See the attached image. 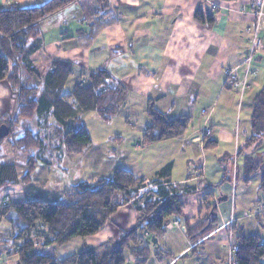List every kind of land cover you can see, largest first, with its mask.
<instances>
[{
  "label": "crops",
  "instance_id": "crops-1",
  "mask_svg": "<svg viewBox=\"0 0 264 264\" xmlns=\"http://www.w3.org/2000/svg\"><path fill=\"white\" fill-rule=\"evenodd\" d=\"M44 1L0 0V9L36 6ZM105 1L107 6L102 4L103 0H80L40 21V34L34 42L37 47L24 57L25 65L39 72L40 78H31L25 72L23 81L28 85L39 81L42 93L46 87L42 82L51 71V62L64 60L73 67L61 96H70L87 73L106 70L110 74L108 85L120 84L125 88L124 103L109 121L101 120L95 111L78 109L60 119L53 107L47 105H42L31 120H22L9 142L12 158L0 159L1 163L13 164L17 175L14 183L0 187V206L39 199L66 202L74 186L83 182L91 184L111 177L117 170H125L148 182L157 180L198 188L196 193L181 197L182 215L170 218L158 239V246L168 255L152 254L146 264H186L184 259L188 255L191 257L188 264H227L230 224L235 236L240 231L246 235L258 234L264 244V227L258 224L259 217L264 218V193L260 189L264 140L247 144L252 135L253 99L264 88L259 89L258 84L264 71V52L256 55L250 64L256 72L254 77H247L252 87L242 98L239 93L246 63L238 54L247 48L255 27L251 0ZM99 4L98 14L88 18L87 13L95 12ZM198 11L203 14L201 21L195 18ZM206 16L211 23L206 21ZM101 23L105 24L91 35L92 29ZM261 34L264 36V28ZM231 68H236L239 78L235 88L226 85V71ZM150 101L169 118L188 116L191 127L181 137L142 145L140 139L149 123L145 110ZM16 104L9 84L0 81V120L4 116L11 119ZM91 113L105 122L108 129L103 130L100 141L91 140L75 160L66 153L63 135L79 125L86 127L85 117H91ZM112 119H117L115 128L111 126ZM34 125L47 135L41 137ZM203 127L210 128V135L207 140L199 141L196 136ZM26 128L33 130L42 145L22 153L11 144ZM54 136L56 145L50 142ZM206 141L210 142L207 147ZM178 156L188 158L186 166L191 156L202 158L197 178L188 169L185 175L173 177L174 158ZM241 156L244 166L250 159L257 160L258 169L250 175L243 169L241 174L237 165ZM31 158L35 162L34 170L31 179L24 182L22 177ZM167 165L169 170L160 174ZM257 174V183L254 180L250 186L251 178ZM210 204L215 208L218 227L198 242L201 253L192 255L190 249L195 245L186 235V225L193 226L201 220ZM138 218L132 203H126L110 216L102 229L72 241H76L79 250L97 248L115 241L121 231L135 227ZM247 219L252 221L246 222Z\"/></svg>",
  "mask_w": 264,
  "mask_h": 264
},
{
  "label": "trees",
  "instance_id": "trees-1",
  "mask_svg": "<svg viewBox=\"0 0 264 264\" xmlns=\"http://www.w3.org/2000/svg\"><path fill=\"white\" fill-rule=\"evenodd\" d=\"M80 0H46L30 6H10L0 9V81H6L14 94L17 104L11 119L4 116L1 124L9 128L8 135L14 133L22 120H31L38 114L42 105L52 106L58 117L74 114L75 109L95 111L103 121H109L117 113L125 101L126 90L120 85H108L110 74L106 70L89 72L77 83L70 96H61L66 79L72 74V63L64 60H53L51 71L45 78L43 92L40 93L39 81L34 85L25 84L23 74L31 78H40V73L25 65L24 57L36 48L34 42L40 34L39 23L46 17L62 10ZM107 6L106 1L102 3ZM99 4L95 10L89 11L87 17L98 14ZM195 18L203 20L202 12L198 11ZM206 21L212 22L209 16ZM105 23L92 29L91 35L98 32ZM64 98V99H62ZM74 98L68 103L65 99ZM145 113L148 125L141 136L142 145L152 144L184 135L191 126V119L182 115L169 118L158 111L150 101ZM252 135L248 143L264 140V88L253 99L251 114ZM7 135V136H8ZM204 138V141L207 140ZM66 153L70 157H79L90 145L91 138L85 126L67 130L62 138ZM205 143V142H204ZM210 142L206 141L205 147ZM246 144V145H247ZM1 145V141H0ZM41 139L33 130L24 129L15 137L11 146L22 153L38 149ZM34 159L28 160L26 172L22 180L31 179ZM258 169L257 160L250 159L245 163L246 175ZM169 165L160 174H165ZM15 167L11 163L0 162V187L16 181ZM247 178V177H246ZM260 189L264 193V171L261 176ZM196 186L171 185L162 181H146L134 177L130 172L117 170L109 178H100L94 183H80L72 188L66 202H51L43 199L34 201L8 202L0 206V222L9 224L11 234L4 242L10 241L9 251H13L18 264H146L151 255L157 257L168 255L160 246H153L147 233L157 240L165 232V223L171 217H180L183 212V195L196 193ZM132 203L138 212V222L130 230L121 231L115 241L104 243L97 248H89L64 258L41 253V250L52 245H64L76 237L90 236L102 229L116 210ZM208 212L193 226L186 225V235L195 246L190 254L199 255L202 238L218 227L215 208L208 205ZM187 222V220L185 219ZM2 236V235H1ZM237 250L233 264H264V244L258 234L236 233ZM98 248L104 249L101 256Z\"/></svg>",
  "mask_w": 264,
  "mask_h": 264
},
{
  "label": "rangeland",
  "instance_id": "rangeland-1",
  "mask_svg": "<svg viewBox=\"0 0 264 264\" xmlns=\"http://www.w3.org/2000/svg\"><path fill=\"white\" fill-rule=\"evenodd\" d=\"M262 73H264V71H261V74L259 76V80H258L259 89L264 87V75H262ZM14 95L16 96V100H17V94H14ZM90 115H91V117L90 116H88V117L86 116L85 117L84 123H85V125H86V127H87V129H88V131L90 133L91 140L94 141V142H98V141H100V137L103 134V130L104 129L107 130L108 127L105 126V124H106L105 122L99 121V119L96 118L94 113H91ZM116 120L117 119L113 120L114 123H112V125H111L113 128H115V126H116V122H117ZM243 126H244V124L241 123L240 131H242V127ZM34 127L37 128L36 130H38V133L40 134V136L41 135H44V136L47 135V134H45V132H44V130L42 128L40 129L39 126L34 125ZM55 134H57V132H55ZM12 136H13L12 134L8 135L7 137H4L1 140L0 147L2 149V152L0 153V159H2V160L10 159L13 156V153L9 154L10 151L8 149L9 148V142L12 140ZM50 142L52 143V145L53 144L56 145L57 144L56 136H54L53 140H50ZM45 148L48 149V147L46 145H45ZM16 154L17 153H15L14 156H17ZM254 157H257V156L255 155ZM191 158H192V160L190 161V163H188V165H187L188 167L185 165L186 161L188 159L186 156H178V157L174 158V169H175L174 170V174H173L174 178H177L180 175H185V173L187 172V169H188L189 173L191 174V176L193 178H197L198 177L197 176V174L199 173L198 169H199V166L201 164L202 158L199 159L196 156H191ZM75 160H78V157H75ZM233 163H234V159H233L232 162H230V166ZM235 164H236V161H235ZM237 165H238L239 172L241 174H243V171H244L243 169H245V166H244V159H243L242 156L240 158H238ZM254 180H256L255 183H257L258 174L254 178H251V185L250 186H252V184L254 183ZM249 190H250V192H253L252 189H249ZM240 195L243 196L242 194H240ZM210 206H211V204H210ZM120 218L122 219L123 217L120 216ZM250 221H252V220H249V219L246 220V222H250ZM258 224L260 225V227H261V225L264 227V225H263L264 224V218L259 217ZM178 226H180V225H178ZM229 227H230L231 236H230V242H229V245H228V258H227L226 263L227 264H233L234 263V253L237 250V245H236V241H235L236 236L232 232L233 231L232 230L233 229L232 224H230ZM260 227H259V229H258V227L256 228V230L259 231V232H260ZM10 234H11V230H10L9 224L6 221L1 220V222H0V235H2V237L0 236V252H2V251L3 252L0 253V264H15V262H16V264H18L16 256L14 254H12L13 251H9L11 249L10 248V246H11L10 241L4 242V240H3V239H5V237L9 236ZM146 235H148V234L146 233L144 235V240L147 239ZM148 236H149L148 240L150 241V237L151 236L150 235H148ZM77 238H81V237H76V238H74L72 240H75ZM72 240H70L68 243H66L64 245H52V246L46 247V248H44V250H41V253L46 254V255H52L55 258L61 259V258H64L66 256H69V255H72V254H75V253H79L80 251H82V250H79L77 248L78 245H77L76 241H72ZM230 244H231V246H230ZM231 247H233V249L231 250L233 255L230 257L229 256V252H230V248ZM97 251H98V255L101 256V254L104 252V249H99L98 248ZM189 258H191L190 255H188L187 259H184L186 264H188L187 260ZM129 264H131V262H129Z\"/></svg>",
  "mask_w": 264,
  "mask_h": 264
},
{
  "label": "built area",
  "instance_id": "built-area-1",
  "mask_svg": "<svg viewBox=\"0 0 264 264\" xmlns=\"http://www.w3.org/2000/svg\"><path fill=\"white\" fill-rule=\"evenodd\" d=\"M250 8L254 16L255 27L248 40L247 48L249 49V57L244 60V62L246 63L244 69V79L240 80V83L238 82L239 78L236 72V68H231L226 71V85L230 88H235L239 83V93L241 94V98L243 94L252 87L251 83L247 82V77H254L256 75L255 70L251 68L250 64L256 55L264 52V36L261 34L264 28V0H251ZM209 135L210 128L203 127L196 136V139L199 141H203L204 138L208 137ZM146 236L147 238H149L148 235ZM232 249L233 247L230 248V257L233 255L231 251Z\"/></svg>",
  "mask_w": 264,
  "mask_h": 264
},
{
  "label": "water",
  "instance_id": "water-1",
  "mask_svg": "<svg viewBox=\"0 0 264 264\" xmlns=\"http://www.w3.org/2000/svg\"><path fill=\"white\" fill-rule=\"evenodd\" d=\"M238 56H240V58L242 60H245L249 57V49L246 48L245 50L239 52ZM9 133V128L6 124H1L0 125V141L4 138V137H7ZM167 223V222H166ZM165 223V224H166ZM150 242L153 246L157 247L158 246V240L157 238H155L154 236H151L150 237ZM19 263V262H17Z\"/></svg>",
  "mask_w": 264,
  "mask_h": 264
}]
</instances>
